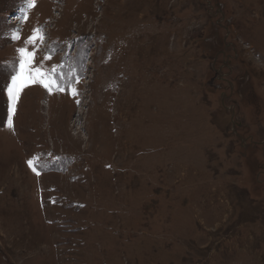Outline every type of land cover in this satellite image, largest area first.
<instances>
[{
    "label": "rangeland",
    "instance_id": "rangeland-1",
    "mask_svg": "<svg viewBox=\"0 0 264 264\" xmlns=\"http://www.w3.org/2000/svg\"><path fill=\"white\" fill-rule=\"evenodd\" d=\"M0 264H264V0H0Z\"/></svg>",
    "mask_w": 264,
    "mask_h": 264
},
{
    "label": "snow or ice",
    "instance_id": "snow-or-ice-1",
    "mask_svg": "<svg viewBox=\"0 0 264 264\" xmlns=\"http://www.w3.org/2000/svg\"><path fill=\"white\" fill-rule=\"evenodd\" d=\"M34 4V0H28V6L31 7ZM19 29L16 32L11 33V38L17 40L20 38ZM44 38L42 28L38 27L33 30V34L25 40L26 45H33L37 40L42 41ZM18 56V70L11 77V84L8 86V93L10 98L15 101L18 93L22 90L23 87L27 86L28 83H40L46 89L51 90V85L55 84L56 81L51 77L50 73L47 70H44L42 67H33L36 52L30 50L28 47H20L16 49ZM50 56H46L45 59H50ZM63 90V89H61ZM76 92L73 90V95ZM36 157L29 159L27 161L30 168L37 175H40V172L35 166Z\"/></svg>",
    "mask_w": 264,
    "mask_h": 264
}]
</instances>
